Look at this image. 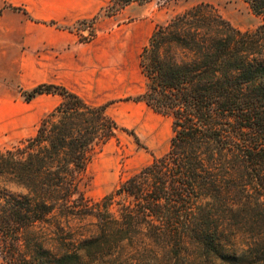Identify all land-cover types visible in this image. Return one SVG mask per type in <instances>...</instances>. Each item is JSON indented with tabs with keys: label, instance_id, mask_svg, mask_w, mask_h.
I'll list each match as a JSON object with an SVG mask.
<instances>
[{
	"label": "trees",
	"instance_id": "obj_1",
	"mask_svg": "<svg viewBox=\"0 0 264 264\" xmlns=\"http://www.w3.org/2000/svg\"><path fill=\"white\" fill-rule=\"evenodd\" d=\"M111 1L104 15L152 0ZM243 1L264 21V0ZM140 67L146 90L130 100L171 117L170 149L98 202L82 187L94 155L121 130L109 104L94 107L49 84L22 92L28 103L44 94L63 102L34 136L0 149L4 264H100L136 231L170 245L194 238L214 258L237 263L222 255L213 212L244 199L264 212V23L243 32L213 6L196 5L156 26ZM116 196L130 203L115 213ZM88 218L95 231L68 232L72 220ZM248 249L247 261L264 262V231Z\"/></svg>",
	"mask_w": 264,
	"mask_h": 264
},
{
	"label": "crops",
	"instance_id": "obj_2",
	"mask_svg": "<svg viewBox=\"0 0 264 264\" xmlns=\"http://www.w3.org/2000/svg\"><path fill=\"white\" fill-rule=\"evenodd\" d=\"M111 4V0H0L3 121L24 117L25 105L40 123L53 112L63 102L60 95H40L29 103L22 96L42 84L64 87L94 107L109 104L106 112L114 120L111 103L122 104L145 92L140 55L154 32L153 24L146 17L125 22L120 19L125 10L104 16ZM96 18L95 37L82 42L71 28Z\"/></svg>",
	"mask_w": 264,
	"mask_h": 264
},
{
	"label": "rangeland",
	"instance_id": "obj_3",
	"mask_svg": "<svg viewBox=\"0 0 264 264\" xmlns=\"http://www.w3.org/2000/svg\"><path fill=\"white\" fill-rule=\"evenodd\" d=\"M199 4L213 6L235 28L243 32L253 31L264 23L243 0H152L143 5L133 3L125 7L120 19L129 22L146 17L155 30L157 25H166L175 16ZM111 6L112 4L109 7ZM98 18L77 23L71 30L79 35L80 40L89 42L95 37L94 25ZM87 30L90 31L91 40L85 36L84 31ZM130 99L122 101L128 107H123L119 102L111 103V109L115 110V121L121 130L117 132L115 139L94 155L88 166L82 188L92 202L113 195L121 183L151 165L154 158L167 154L170 149L173 137L171 117L160 115L146 104ZM29 109L25 105V116L17 120L3 121L0 118V149H11L36 134L40 121L30 116ZM106 165L108 169H103ZM251 196L254 204L258 198L256 194ZM122 203L130 202L124 196H116L113 206L115 213ZM229 203L228 207L213 212L212 224L222 233V255L227 259L237 257L235 264H264L246 260L249 244L261 237L264 231L261 222L264 212L254 205L249 206L245 199L236 200L235 204L232 201ZM252 207L255 213L250 211ZM95 225L94 218L74 219L68 232L73 231L76 237L89 235L96 230ZM135 235L132 242L124 241L120 249L113 252L112 256L103 258L100 264H233L231 260L214 258L202 250L194 238L170 245L148 238L144 233L139 234V231ZM0 264H4L1 255Z\"/></svg>",
	"mask_w": 264,
	"mask_h": 264
},
{
	"label": "built area",
	"instance_id": "obj_4",
	"mask_svg": "<svg viewBox=\"0 0 264 264\" xmlns=\"http://www.w3.org/2000/svg\"><path fill=\"white\" fill-rule=\"evenodd\" d=\"M84 33H85V36H86V38H88L89 40H91V39H92V37H91V34H90V31H89V30H87V31H84Z\"/></svg>",
	"mask_w": 264,
	"mask_h": 264
}]
</instances>
